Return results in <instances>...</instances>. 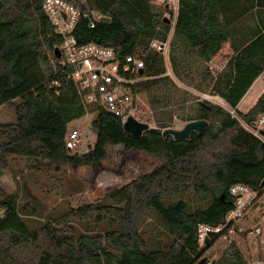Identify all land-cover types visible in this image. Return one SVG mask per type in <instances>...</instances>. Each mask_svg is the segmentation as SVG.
Segmentation results:
<instances>
[{
  "label": "trees",
  "instance_id": "1",
  "mask_svg": "<svg viewBox=\"0 0 264 264\" xmlns=\"http://www.w3.org/2000/svg\"><path fill=\"white\" fill-rule=\"evenodd\" d=\"M156 1L87 0L90 9L111 21L91 28L83 20L76 36L80 44L97 43L122 56L143 52L144 80L136 85L135 93L152 94L155 110L177 108L196 98L179 90L166 75L165 57L151 47L153 42L166 43L174 32L170 62L178 79H182L180 67L186 52L207 64L229 43L233 56L226 67L216 78L203 76L204 84H196L195 89H207L211 96L223 99L245 123L257 121L264 113V92L248 113L238 106L264 74V0H179L174 26L164 21L167 10ZM42 6L43 0H0V107L20 101L16 122H0V169L8 166L9 156L98 165L107 148L120 145L153 156L160 167L101 201L49 218L38 230L24 220L20 196H7L0 202L4 211L0 264H198L220 237L200 247L197 226L224 222L234 207L231 188L244 184L259 197L264 194V139L246 130L229 111L209 102H198L197 108L180 116L185 123L209 122L207 128L192 131L189 139L163 136L165 129L173 128L174 112L163 115L157 127L141 137L131 136L118 117L84 105L71 78L73 68L56 57L61 39ZM246 19L253 23L243 26ZM95 111L93 127L98 135L94 145L85 153L68 150V125ZM191 195H201L205 206L193 207L186 200ZM172 198L178 201L169 202ZM148 211L159 216L170 242L157 241L149 247L140 232ZM73 223L99 232L84 234ZM231 247L222 264H246L237 247Z\"/></svg>",
  "mask_w": 264,
  "mask_h": 264
},
{
  "label": "rangeland",
  "instance_id": "2",
  "mask_svg": "<svg viewBox=\"0 0 264 264\" xmlns=\"http://www.w3.org/2000/svg\"><path fill=\"white\" fill-rule=\"evenodd\" d=\"M252 23V19H246L242 25L248 26ZM173 34L174 32L171 31L164 50L159 51L165 57L166 75L176 83L179 90L190 93L196 99L185 105L177 106V108L155 110L151 100L152 94H139L137 96L138 120L149 124L151 128L157 127V120L163 115L174 112L172 129H183L187 123L183 122L180 116L183 115L184 111L197 108L198 102L219 105L226 111L230 109L223 99L218 96H211L207 89L204 92L195 89L196 84H204L202 82L203 76L216 78L223 71L233 56L230 44L226 43L219 54L207 64H204L195 54L186 52L187 54L184 55L185 62L180 67L182 79H178L170 62ZM263 92L264 74L260 76L254 88H251L246 97L243 98L239 110L244 114L248 113ZM19 103L18 100L13 106L0 107V122H16V106ZM94 120L95 116H90L86 121L85 118H82L70 123L68 127L69 129H79L83 126V121L93 125ZM240 123L245 122L241 119ZM82 151H87V148ZM82 151L80 150V152ZM159 167L160 162L153 156L144 152L126 150L121 145L107 148L105 159L98 165L73 166L53 161L9 156L8 166L0 169V202L7 196L17 193L20 196V212L24 220L32 230H38L49 218H57L71 209L76 210L82 206L101 201L110 192L157 170ZM200 197L201 195L198 198L191 195L186 200L193 207L198 208L205 206L201 205ZM175 201H178V198L169 200V202ZM3 214L4 211H0V216ZM73 225L87 235L95 236L99 232L95 230L94 232L85 231L84 225L78 223H73ZM258 227L261 228V233H252ZM140 232L149 247H152L157 241L164 243L171 241V236L163 227L159 216L153 211L145 213L140 224ZM103 244L105 245V242ZM232 245H235L240 251L246 264L256 260L264 261V196L257 199L247 215L234 225L233 232H227L224 237L219 239L204 254L198 264L202 261L204 264H222ZM111 250L116 254L119 253L113 248Z\"/></svg>",
  "mask_w": 264,
  "mask_h": 264
},
{
  "label": "built area",
  "instance_id": "3",
  "mask_svg": "<svg viewBox=\"0 0 264 264\" xmlns=\"http://www.w3.org/2000/svg\"><path fill=\"white\" fill-rule=\"evenodd\" d=\"M156 2L167 10L164 19L170 20V24L174 26L179 0ZM42 8L54 28V33L61 39L58 46L60 59L64 65L73 68L71 78L80 90L84 105L87 108L96 106L118 117L123 125L129 117L138 119L139 94L135 93V87L144 80L141 72L145 68V54L137 50L133 54L122 56L111 47L93 42L80 44L76 36L80 22L86 20L90 27L94 28L98 22H105L104 18L107 17L97 10L90 9L87 0H43ZM166 43L153 42L151 47L162 51ZM228 111L233 118L241 121L235 110L230 108ZM97 114L98 111L87 113L85 121L90 116L96 117ZM83 123L81 129H68L66 147L72 152H88L97 139L98 132L93 125L84 121ZM241 124L255 137L264 139V113L251 125ZM84 148H87V151H82ZM230 194L234 198V207L226 214L222 224L213 226L201 223L197 226V242L200 247L206 246L215 236L221 239L227 232H233L234 225L247 215L259 198L258 192L244 184L234 185ZM252 233L260 234L261 228H256ZM249 264H264V261L256 260Z\"/></svg>",
  "mask_w": 264,
  "mask_h": 264
},
{
  "label": "water",
  "instance_id": "4",
  "mask_svg": "<svg viewBox=\"0 0 264 264\" xmlns=\"http://www.w3.org/2000/svg\"><path fill=\"white\" fill-rule=\"evenodd\" d=\"M104 21L108 23L111 21V19L109 17H105ZM164 21L170 24V20H168L167 18H165ZM54 52L56 54V57L60 59L61 58L60 49L56 48ZM141 74H143V72H141ZM208 126H209V122H207L206 120L192 121V122L187 123L185 127L180 130H176L172 128L165 129L163 131V136L166 137L170 135L176 140L189 139L192 131L198 132L203 128H207ZM123 129L126 133L130 134L133 137L138 138V137H141L144 132L151 129V127L149 124L141 122L134 117H129L127 122L124 123ZM262 135L264 137V132L262 133ZM263 187H264V184H263ZM224 197L225 196L223 195L221 199L223 200ZM200 264H204V262L202 261Z\"/></svg>",
  "mask_w": 264,
  "mask_h": 264
},
{
  "label": "crops",
  "instance_id": "5",
  "mask_svg": "<svg viewBox=\"0 0 264 264\" xmlns=\"http://www.w3.org/2000/svg\"><path fill=\"white\" fill-rule=\"evenodd\" d=\"M259 78H260V77H259ZM259 78L256 80V82L259 80ZM256 82H255V83H256ZM255 83L253 84V86L255 85ZM253 86H252V87H253ZM252 87H251V88H252ZM250 90H251V89H250ZM250 90H249V91H250ZM249 91H248V92H249ZM260 93H261V92H260ZM247 94H248V93H247ZM247 94H246V95H247ZM245 97H246V96H245ZM245 97H244V98H245ZM241 102H242V101H241ZM239 105H240V104H239ZM238 109H239V106H238Z\"/></svg>",
  "mask_w": 264,
  "mask_h": 264
}]
</instances>
